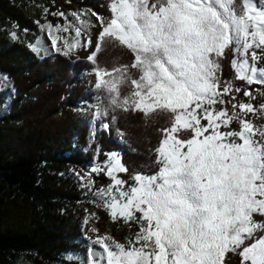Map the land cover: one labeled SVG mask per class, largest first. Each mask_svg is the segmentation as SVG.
<instances>
[{
	"label": "snow or ice",
	"instance_id": "snow-or-ice-1",
	"mask_svg": "<svg viewBox=\"0 0 264 264\" xmlns=\"http://www.w3.org/2000/svg\"><path fill=\"white\" fill-rule=\"evenodd\" d=\"M108 9V17L91 12L100 28L87 57L97 65L96 88L113 108L165 115L168 126L158 129L151 174L133 173L128 184L117 175L129 171L118 153L92 169L110 177L94 193L99 206L138 230L125 242L97 235L86 264H264V87L220 75L231 50L235 79L264 86V0H109ZM71 15L79 26H42L64 55L93 46L82 37L96 25ZM108 42L129 50L131 62L101 68L97 55ZM104 115L97 107L94 116ZM92 184L88 177L84 186Z\"/></svg>",
	"mask_w": 264,
	"mask_h": 264
},
{
	"label": "trees",
	"instance_id": "trees-1",
	"mask_svg": "<svg viewBox=\"0 0 264 264\" xmlns=\"http://www.w3.org/2000/svg\"><path fill=\"white\" fill-rule=\"evenodd\" d=\"M108 4L109 0H0V73L14 91L0 118V264H81L67 261L65 255L83 250L85 234L125 242L138 230L134 223L112 220L99 206L102 202L94 193L108 185L107 177H94L87 190L75 172L120 150L129 170L117 174L120 178L131 184L133 173L151 174L157 167L158 129L168 126L167 117L147 118L113 108L106 91L96 85L88 88L83 79L96 64L59 52L38 57L28 46L39 34L37 23L65 24L56 13L90 10L108 17ZM8 26L15 27V40L5 35ZM232 59L231 50H226L222 79L241 88H258L235 79ZM131 60L129 50L111 42L97 55L101 68ZM237 99L246 97L240 93ZM97 107L107 115L96 118Z\"/></svg>",
	"mask_w": 264,
	"mask_h": 264
},
{
	"label": "rangeland",
	"instance_id": "rangeland-1",
	"mask_svg": "<svg viewBox=\"0 0 264 264\" xmlns=\"http://www.w3.org/2000/svg\"><path fill=\"white\" fill-rule=\"evenodd\" d=\"M91 12L92 11H90V10H84V11L78 12V13L83 14L81 16L82 20H90L93 25H96L95 27L88 28L86 35L82 37V40H86L87 36L90 35L92 38V41H93V46L92 47H79L77 49L72 50L69 53V55H66L70 59L87 58L88 55L90 54V52L94 48V43H95L96 37L100 31V28L98 26V22L96 20V17L92 16ZM71 14L72 13L65 15L67 17V19H65V17H64L65 24H67L68 22H71L72 24L79 26V21H77L75 19V17H73ZM47 24H49V23L48 22L37 23L38 29H39V34L34 39V41L29 44V45H34V46L41 49V51L39 53H37V52L33 51L31 47H29L31 49V51L38 57H42V56H45V55H48V54H51L54 52H58V51H56V48L52 47V40L49 37L48 30L46 28H42L43 25H47ZM3 31H4L5 35L11 40H15L11 36L12 32H15L16 36L18 37L17 31H16L15 27H13V26L5 27L3 29ZM71 34L74 35V33H71ZM53 35H62L64 38L70 37V33H58L55 30H53ZM57 47L64 48V39H60L57 41ZM59 53L63 54L62 51ZM4 77H6V76L4 74L0 73V118L9 109L10 102H11L13 92H14L13 88L11 86V82L9 81L8 78H7V80H4L3 79ZM83 79L86 82L88 88H92L97 83V77H96L94 71H91L89 73L84 74ZM245 86H247V85H245ZM262 87H264V86L258 85V88H262ZM245 100H247V98ZM259 101H260V98L257 97V100L254 101L253 103L254 104L259 103ZM254 119L257 123L260 122L259 118H254ZM238 127H239V125H238ZM120 152H121L120 150H114V151L109 152L108 154L118 153L120 155ZM108 154L102 160L94 159L92 162H89L86 165V168L82 172H79V174H81V175L87 174V176L85 177V180H81L80 177L77 175L78 173L75 172L76 179L82 187L86 188L87 190L89 189V187L84 186L88 177H90L92 179V181H94V177H96L98 175H103L110 180V177L107 176L106 171L105 172H101V171L93 172L92 171L93 168L106 167V164L108 161ZM109 184H110V182L108 183V185ZM107 186H105V187H107ZM127 186L128 185H125V187H127ZM102 188H104V187H102ZM96 237L97 236H90V235L85 234L81 240V245H82L83 250L80 252H70V253L66 254L65 255L66 260L70 261V262L74 261V262H79L81 264H86V262L88 260L89 247H98V246H94L91 244V241L95 240Z\"/></svg>",
	"mask_w": 264,
	"mask_h": 264
}]
</instances>
